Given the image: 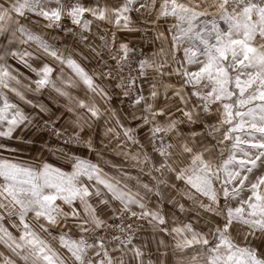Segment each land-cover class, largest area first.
<instances>
[{"label":"snow or ice","instance_id":"6c2138e0","mask_svg":"<svg viewBox=\"0 0 264 264\" xmlns=\"http://www.w3.org/2000/svg\"><path fill=\"white\" fill-rule=\"evenodd\" d=\"M157 3L158 0H123L118 7L109 8L86 6L82 0H0V38L6 41L0 48V137L12 139L18 128L31 123L29 116L9 99L8 93H13L19 100L32 104L17 87L22 83L18 78L22 74L7 63L9 57L35 73L37 79L31 81L35 91L51 87L71 99L68 91L57 87L54 67L48 63L34 67L30 61L40 57L27 49H13L17 43L35 44L43 54L66 64L93 93L107 95L71 55L60 54L25 21L38 23L39 20H30L34 16L45 21L46 28H62L67 17L72 25L87 32L93 23L85 18L88 14L95 20L114 23L118 29L136 31L130 26V13L145 9L151 15L155 10L154 23L169 18L174 21L168 28L170 40L164 32L157 35L169 46L154 53L162 58L159 63L139 60L138 75L144 77L151 69L161 77H179L178 86L165 84L164 90L165 99L175 98L180 106L165 104L156 109L145 103L144 111L151 119L149 115L142 119L144 125H151L149 142L153 152L162 158L158 167L153 164V169L162 175L173 174L183 187L178 188L175 183L171 187L193 207L187 208L175 197H170L168 203L181 213L195 211L196 222H184L173 215L170 224L162 209L149 208L138 191L133 192L127 183L109 176L91 161L75 158L72 171L65 172L50 164L35 169L0 159V244L15 257L0 253V264H68L69 259L71 264H166L159 258L155 262L145 260L147 244L134 243L141 226L134 230L131 223L125 225V214L129 219L146 221L154 233L172 237L175 264H264V0H159V8ZM119 51V58L111 57L119 71L125 66L131 68L133 49L122 43ZM136 80L129 75L125 82L122 77L117 87L124 88L127 96ZM61 82L75 86L71 80ZM170 90L172 97L167 95ZM150 95L153 101L159 96L155 83ZM142 101L145 97L137 95L134 103ZM76 107L85 109L93 118L101 114L95 104L84 100L76 102ZM172 107L180 117L175 116ZM73 110L68 108L69 112ZM40 111L47 109L40 106ZM213 113L219 119L208 123L205 118ZM160 117L164 119L161 121ZM81 121L87 123L85 116L72 121L73 135L65 143L81 142ZM181 125H201L202 130L190 127L185 134ZM77 127L79 131H75ZM114 131L108 129L109 133ZM133 133V129L126 128L123 134L131 143L139 144ZM54 134L61 137L64 130L54 129ZM170 134L178 141V152L172 151L176 144L164 140ZM83 143L94 150L90 138ZM130 159L136 161L134 166L152 161L146 152L143 159L139 153ZM152 179L159 197V185L169 181L155 176ZM142 188L146 194L153 191L147 183ZM113 202H119L121 207L117 209ZM133 206L140 211H134ZM105 210L111 212L109 219H121V223H108L103 218ZM202 213L212 217L205 221L207 230L198 226ZM12 217L18 220L12 228L19 235L4 226L3 222ZM53 229L58 236H52ZM109 229L119 234L109 233ZM45 235L56 240L68 257L54 248ZM255 240L260 244L256 245ZM158 245L166 247L163 239ZM161 255L167 257L169 253L164 251Z\"/></svg>","mask_w":264,"mask_h":264},{"label":"crops","instance_id":"0c3cea01","mask_svg":"<svg viewBox=\"0 0 264 264\" xmlns=\"http://www.w3.org/2000/svg\"><path fill=\"white\" fill-rule=\"evenodd\" d=\"M123 0H82V3L86 6L101 7L107 6L109 8L118 7ZM143 2V0H141ZM55 6V5H53ZM139 5H136L138 7ZM159 8V0L157 3ZM156 11L153 10L151 15L145 10L141 9L139 12L133 11L130 13L131 16V27L138 29L136 31H128L126 29L117 28L114 23H108L106 21L95 20L88 14H85V18L92 19L93 23L90 26L91 31L83 32L79 27L72 25L71 21L65 17L63 19L64 27L61 29H47L45 21L37 17H30L31 21H37L38 23H28V26L32 31L42 35L54 48L58 49L60 54L69 56L77 61L88 73L93 76L95 83L103 88L107 93L106 96L93 93L80 81L79 77L66 65L60 64L53 58L43 54L39 51L35 44H15L12 46L13 49L23 51L27 49L34 53L35 56L40 57L39 59H33L30 63L34 67L39 68L44 63H48L54 67L53 79L56 80L57 87H60L69 92L71 99L68 96L59 95L51 87L45 88L39 92L35 91V85L31 81L37 79L35 73L25 68L18 61L9 57L7 63L14 69H18L22 74L18 78L21 79V85H17L21 91L24 92L26 99L31 100L32 104H26L19 100L13 93H8L9 99L16 103L21 110L29 116L31 123L22 125L13 133V138L0 137V144L4 147L0 148V154L7 153L9 159L13 163H19L24 166H30L35 169H40L44 164H50L52 167L60 168L62 171L71 172L72 164L75 158H79L86 161H91L99 165L104 172L108 173L109 176L120 178L122 183H127L128 187L133 192H139L141 196L145 197V202L149 208H160L163 214L169 219L171 224L173 215L178 220L188 222L189 220L196 222V212L189 211L181 213L177 207L168 203L170 197L181 203H185L187 208L193 207L191 202L186 201L183 197L176 194V189L171 187L172 183H175L178 188H182L183 185L179 181L174 180L173 174H161L153 169V164L156 167L159 166V162L162 159L159 155L152 150L150 144V127L151 125H144L142 117L149 115L144 111L145 103L153 104L154 108L158 109L164 107L165 104L170 106H180L178 101L173 99H165V84L179 85V77H161L151 69L147 70V74L141 77L139 82L140 95L145 97V101L140 104H135L134 100L125 102L118 97L116 88L113 87L112 81L108 73H106V65L112 61L111 58L117 52H119L120 45L127 43L130 46L142 48V55L140 54L139 60L149 59L155 60L157 63L161 61L160 56L154 55L158 53L161 47L166 50L169 46L168 42L157 39L159 32H164L165 35L169 36L168 28L174 22L170 18L168 20L161 19L158 22H153L156 19ZM72 28V32H67L65 29ZM82 36H86L87 39H81ZM100 37H104L101 40ZM114 37V40H113ZM6 41L0 38V48ZM105 43L108 47H105ZM95 49L96 51H93ZM99 53V55H97ZM139 67V65H138ZM137 67V72H138ZM175 67V65H172ZM60 77L61 79H57ZM63 81H73L74 87H68ZM155 83L157 91L159 92L158 98L153 101L151 98L152 84ZM29 86V87H25ZM169 97H172L171 90L167 93ZM84 100L88 104H95L100 109L99 118H93L85 109L76 107V102ZM40 106L47 109L46 112L40 111ZM72 107V112L68 111V108ZM172 111L175 112V107H172ZM85 116L87 123H81L84 126V131L80 133L82 140L78 145H67L63 146L62 150H57L48 141L47 133L41 130V126L44 124H50L53 129H62L65 133L73 135L72 121L76 120L78 116ZM179 112H175L176 117H180ZM161 121L163 117L159 118ZM47 121V123H45ZM49 126V125H48ZM190 127L202 130L201 125L188 126L181 125L180 130L188 134ZM114 129L112 133L108 132V129ZM131 128L134 130V136L139 140V144H133L127 140L124 136V129ZM75 131H79L77 127ZM119 133V136L116 135ZM91 139L94 150H89L83 143V140ZM165 142L176 144L177 147L172 151H179L178 141L174 135H168L164 137ZM158 143V142H157ZM143 145V147H141ZM147 153L152 157V161L148 164L136 165V161L130 159L133 154H140L143 159V154ZM128 153L126 157L124 154ZM174 159H182L173 157ZM115 165V167H113ZM143 168V171H141ZM151 171V176L148 175ZM124 174H127L125 176ZM152 176L157 177L159 180H168V184H160L159 189L162 193L161 196H156V181L152 179ZM128 177H132L129 179ZM139 180V184L137 183ZM147 183L153 188V191L146 194V190L142 188V184ZM102 187V186H101ZM95 202V201H93ZM205 202H207L205 200ZM114 207L119 209L121 206L119 202H113ZM65 210L67 206H65ZM133 210L139 212L138 207L133 206ZM31 215V214H30ZM111 215L110 210L103 212V218L109 220ZM211 214H203L199 220V229H206V220H211ZM144 231L140 235L136 236L134 243L138 245L147 244L145 248V260L152 259L154 262L157 259L166 261V264H175V256L172 255V248L174 241L172 237L165 236L162 233H154L152 228L146 221H143ZM75 228H73L74 230ZM56 229H53L54 231ZM74 233V231H73ZM52 245L58 244L56 240L47 238ZM163 239L165 241L164 246H159L158 241ZM255 244L259 245L260 241L255 240ZM159 247V252L157 251ZM167 251L169 255L164 257L161 255L162 252ZM68 257V255H67ZM68 264H71L69 259ZM134 264V262H133Z\"/></svg>","mask_w":264,"mask_h":264},{"label":"built area","instance_id":"2783aa9c","mask_svg":"<svg viewBox=\"0 0 264 264\" xmlns=\"http://www.w3.org/2000/svg\"><path fill=\"white\" fill-rule=\"evenodd\" d=\"M120 54L121 53L119 51L115 54V56H117V58H119ZM138 55H139V52L133 51V53L131 54V57H130L131 68H129L128 66H125L123 71H119V68H118L115 60H113L111 63H109L106 66V73H108V74L111 73V75H109V76L111 78L113 87L116 88L120 99L122 101H125V102H130L132 100H135V97L137 95H140L139 82L141 80V77L138 75V72H137V67H138V58L137 57H138ZM129 75H131L133 77H137V80H136L135 87L132 89L131 92H129V94L127 96H125V94H124L125 89L121 88V87H117V85H119L121 83L122 77L124 78V81L126 82ZM45 131L47 133L48 141L57 150H62L64 148L63 146L77 144V143H65V140H67V138L72 135L70 133L64 132L63 136L58 137L54 134V129L49 127V126L46 127ZM122 219H123V223L125 225L128 223H131L133 225L134 230L137 229V225L141 226L136 231V234L143 230V221L136 220L135 218L129 219L127 214H125V216ZM119 223H121V219H114V222L112 224H119Z\"/></svg>","mask_w":264,"mask_h":264},{"label":"rangeland","instance_id":"374dc122","mask_svg":"<svg viewBox=\"0 0 264 264\" xmlns=\"http://www.w3.org/2000/svg\"><path fill=\"white\" fill-rule=\"evenodd\" d=\"M46 23V22H45ZM62 23H64V22H62ZM63 27H64V25H63ZM62 27V28H63ZM62 28H51V29H61L62 30ZM47 29H50V28H47ZM128 46H129V48H131V49H133V51H135V52H139V55H138V62H139V57H140V54L142 55V48H140V47H135V46H130L129 44H128ZM113 61V60H112ZM112 61H110L109 63H111ZM108 63V64H109ZM107 64V65H108ZM106 65V66H107ZM119 97V96H118ZM206 119V121L208 122V123H216L217 122V120L219 119V116L218 115H216L215 113H213L211 116H208V117H206L205 118ZM48 125H49V127H50V124H44L43 126H41V130H46V127H48ZM79 143H77V144H74V145H78ZM74 145H72V146H74ZM0 159H7V160H9V161H11L10 159H9V156H8V154L7 153H2L1 152V154H0ZM0 182H2V181H0ZM217 219H219V218H217ZM13 222H15V223H17L18 224V220L15 218V217H12L10 220H8V219H6L3 223H4V226L5 227H7L10 231H12L13 232V234L14 235H19V232L17 231V229L16 228H12V223ZM29 222L30 223H32V220H31V215L29 216ZM114 222V219H109L108 220V223H110V224H112ZM145 229H144V226H143V230L141 231V232H139V233H137L136 234V236H138V235H140L141 233H143V231H144ZM74 231V233L76 232V229H74L73 230ZM108 232L109 233H112V234H119V233H117V232H115L114 231V229H109L108 230ZM58 231L57 230H54V231H52V236H58ZM101 234H104L103 232H101ZM42 235H44L43 233H42ZM47 238H52V237H49V236H46L45 235V239H47ZM50 242V241H49ZM53 247L54 248H56L58 251H60L61 252V254L63 255V256H65V258H67V253H66V251L65 250H63V249H61L60 248V246H59V244H56V245H53ZM0 253H4V255L5 256H8V257H10V258H13V259H15V257H13L12 256V253L10 252V250H8L5 246H3L2 244H0ZM18 264H19V262H18Z\"/></svg>","mask_w":264,"mask_h":264}]
</instances>
